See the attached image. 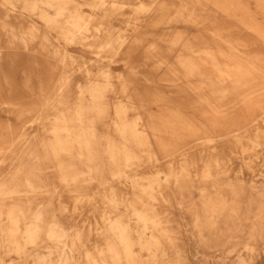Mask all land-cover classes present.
Wrapping results in <instances>:
<instances>
[{
    "label": "bare ground",
    "instance_id": "bare-ground-1",
    "mask_svg": "<svg viewBox=\"0 0 264 264\" xmlns=\"http://www.w3.org/2000/svg\"><path fill=\"white\" fill-rule=\"evenodd\" d=\"M245 7L0 0V106L38 98L15 110L44 129L0 140L13 165L0 178V264H264V174L232 176L219 151L234 140L251 173L264 155V56H241V41L226 55L205 31L251 20Z\"/></svg>",
    "mask_w": 264,
    "mask_h": 264
},
{
    "label": "rangeland",
    "instance_id": "rangeland-1",
    "mask_svg": "<svg viewBox=\"0 0 264 264\" xmlns=\"http://www.w3.org/2000/svg\"><path fill=\"white\" fill-rule=\"evenodd\" d=\"M242 2L247 7L248 14H249V17H251L252 22L255 23L257 26H259L264 31V0H242ZM251 20L250 18H248L247 20H244V21H240V20L225 21V22H222L220 25L218 24L216 28H212L208 30L206 29L205 31L208 32L209 34L211 32L218 31L221 34V39L219 38L217 40L215 39L213 40L212 38L211 40L212 42L217 43L218 47L226 55H229V52H230L229 45L230 44L241 41L243 44L242 46H240L241 53L238 52L241 56L246 57L248 59L254 58L258 55L264 56V44L258 40L256 34L249 28V24ZM179 26L180 25L176 27L180 28V30L184 28L183 25L182 27L181 26L179 27ZM119 27L123 29L124 32H128V28L126 27V25H120ZM169 31L170 30H167L165 27L153 28L149 30L150 34H148L147 37L151 41L152 32L154 33L153 35L155 36H161V35L167 34ZM79 53H81L84 57L88 58L89 60L93 58V55L91 54H88V53L85 54L81 51ZM87 63H88L87 65L91 64L90 61H88ZM113 68L117 69L116 72L118 73L128 72V68H125L124 66L123 67L121 66L120 68H116L115 66ZM148 69L150 70L151 68H148ZM261 69H262V74H264L263 73L264 67H261ZM75 79L80 84H83V85L86 84V81L79 75L78 76L76 75ZM137 79L139 80L140 84L146 85V79L144 78V75H137ZM261 82H262L261 79H258L257 83H254L253 87L255 86L259 87L260 85H262ZM31 87L32 89L33 88L35 89L37 86L32 85ZM243 88H247V86H243ZM46 89H49V88H46ZM244 90L239 91L241 92L240 93L241 97L248 96L249 94V91H246V90L244 91ZM226 93H228V91H226ZM241 97H238L237 99ZM37 99L38 98L34 96H28V98H24L21 102L18 103V107L34 109L35 106L38 105L37 102L39 100ZM237 99L230 98L227 101V103L235 104L234 101L237 102ZM256 106H258V103L256 104ZM15 109L14 107L8 106V105L0 106V140L6 141L8 137V132L11 130L20 133V132H24L25 129H30L31 135H40L41 133H43L44 129H42V126L39 125L38 123L39 122V120H37L38 116L36 115L31 116L32 114H28V115L26 114L22 116L19 113H17ZM150 110L153 115L160 114L161 112V110L156 109V107L155 108L151 107ZM186 111H188V109L184 110V113ZM261 126L264 129V123ZM246 138L247 137L245 138L243 137L242 140L244 141ZM225 141H226L225 144L223 145V147L220 148L219 151L225 152V155H226L225 160H227L228 158L227 166L229 167V173L232 176H236L242 173L243 175L246 176L248 180L253 175H256L255 178H261L262 174H264V155H261V158H257L253 163H251V167H254V172L251 173V171L249 172V170H247V168L245 167L246 161L243 160L242 155H241L242 151L239 147L235 145V141L231 139H228V140L226 139ZM261 149L263 150V148ZM230 158H231V161H229ZM180 159L181 158H177V159L174 158L172 162H175L176 164L181 163ZM3 161H5V163L2 162V159L0 161V178L3 175L7 174L9 170H11V168L13 167V165L10 166L11 165L10 163L12 161H11V158H9V156L5 157ZM167 161L168 159H165V160L162 159L161 161H158V165H160L158 169L167 171V168L165 167L167 166L166 165ZM145 167H146L145 169L150 170V171H147L146 173L144 172L146 176H151V174H154L156 171V168H153L152 164H146ZM193 175L195 174L193 173ZM49 178L54 179L51 175L49 176ZM195 181L197 182L196 178H195ZM195 185L197 186V184ZM66 205H68L67 201H66ZM168 212L174 216V219H177V220L178 218H181L182 216L180 212V208L177 206L170 208ZM88 215L90 219L87 220L86 222L88 223L89 221H91L89 223L91 227H95L97 223L99 224V221L95 222L94 219H92L93 212H91Z\"/></svg>",
    "mask_w": 264,
    "mask_h": 264
}]
</instances>
